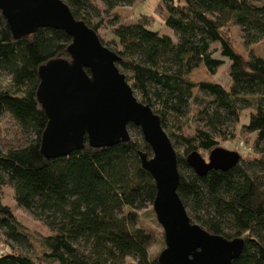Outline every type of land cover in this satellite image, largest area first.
Listing matches in <instances>:
<instances>
[{
	"label": "trees",
	"instance_id": "1",
	"mask_svg": "<svg viewBox=\"0 0 264 264\" xmlns=\"http://www.w3.org/2000/svg\"><path fill=\"white\" fill-rule=\"evenodd\" d=\"M63 1L75 20L118 55L119 71L138 100L160 118L163 129L169 124L174 128L191 113V121L201 124L192 127L187 121L179 135L167 132L174 149H181L176 150L177 193L193 223L212 235L244 241L241 256L232 264H264V57L245 60L229 34L230 27H238L245 48L263 42L264 0H161L159 8L166 12L165 24L175 39L152 31V17L119 24L115 13L110 40L99 35L105 18L138 0ZM70 44L65 32L51 29L15 39L0 11V78L7 79L5 86L0 83V239L7 246L32 247L2 202L1 188L10 186L17 206L51 232L40 241L46 260L158 264V256L149 252L157 234L139 223V212L152 206L156 187L141 165L139 153L151 158L152 152L138 128L129 126L137 137L112 147L92 148L85 137L84 148L66 157L47 159L40 152L47 117L36 99L38 69L54 59L70 60ZM224 61L229 62L227 85L189 79L200 66L215 74ZM245 110L249 113L242 123ZM5 115L21 138L10 147L1 145ZM229 129L235 130L231 138L238 142L239 134L245 136L248 153L227 171L197 175L186 157L192 152L209 157L222 148ZM0 264L36 263L31 255L11 250L0 253Z\"/></svg>",
	"mask_w": 264,
	"mask_h": 264
},
{
	"label": "water",
	"instance_id": "2",
	"mask_svg": "<svg viewBox=\"0 0 264 264\" xmlns=\"http://www.w3.org/2000/svg\"><path fill=\"white\" fill-rule=\"evenodd\" d=\"M0 11L15 39L39 29L63 31L71 38L70 60L54 59L38 69L36 99L47 117L41 154L47 159L66 157L84 148L85 137L96 149L127 143L128 127L138 128L152 152L151 158L142 152L139 157L156 187L152 209L165 243L158 264H232L239 258L242 239L212 235L191 221L177 193L176 150L160 118L136 98L117 67L118 55L101 44L97 33L75 20L63 0H0ZM240 158L237 152L217 148L207 161L192 152L186 163L204 176L214 169L227 171Z\"/></svg>",
	"mask_w": 264,
	"mask_h": 264
},
{
	"label": "rangeland",
	"instance_id": "3",
	"mask_svg": "<svg viewBox=\"0 0 264 264\" xmlns=\"http://www.w3.org/2000/svg\"><path fill=\"white\" fill-rule=\"evenodd\" d=\"M160 4H161V0H138L132 6L117 8L116 10H114L113 14L105 18L104 20L105 24L99 30V35L106 40H110L112 38L109 23L113 19L115 13H117L118 19L116 21L119 24H130L132 22L135 23L141 16L152 17L154 19L153 28H151L152 31L158 32L160 35H168L173 39H175L173 31L169 29L165 24V19L167 14L165 11L159 8ZM96 5L98 8L101 9V4L96 3ZM229 34L233 39L235 51L239 55H241L245 60H248L251 55L256 57H264V41L259 44L245 48L242 44V39L238 27H230ZM217 47H218L217 44L212 45V49H217ZM215 56L220 58L218 53H216ZM228 67H229V62L224 61V64L216 70L215 74L211 75L206 71V69L203 66H200L198 69L194 70L191 73L189 79L194 83L208 82L213 84L219 83L222 85H227L229 81ZM0 83L2 86H5L7 83V79L4 77L0 78ZM134 95L138 99L135 91H134ZM204 99L207 100V98ZM248 113L249 110L242 111L241 113L242 123L246 122ZM191 116L192 113L190 114L189 117L182 119L180 124L175 125L174 128H170V124H169L168 127L164 129V131L166 132V134L168 131H171L176 136L180 134V131H182V129L183 131L184 129L186 130L185 128L186 126L184 125V123H186L187 121H190V123L187 122V124L192 127L201 125L197 123L194 119L191 121ZM229 131H230V135L228 136L226 141L221 142L220 147H222L227 151L237 152L239 155H246L248 153L247 146H249L248 140L245 139L244 135L239 134L238 135L239 142H238V140H236V137L231 138V135L235 133V130L234 133L232 129H229ZM19 135L20 132L14 126V123L12 122L10 117L8 115H5L2 120L1 145L3 147H10L13 145H17V143L21 139ZM129 135L132 138L137 137L134 133L130 131H129ZM175 150L181 151V149L178 146H176ZM200 155H202V157L206 161L208 160V153L203 152L200 153ZM1 197L3 204L11 209L16 220L21 225L22 230L29 235L30 240L32 242V247L29 250H26L11 245L10 243L9 246H7L5 245L3 240L0 239V253H7L11 250H15L23 254L31 255L32 259L35 261L36 264H59L58 262L55 261L46 260L45 258H43L42 255L43 249L40 245V241L43 237L51 235L49 229L45 227V225L42 222L34 219L28 212L17 206L14 200V191L12 187L10 186L2 187ZM139 223L141 226L149 228L157 234V240L155 244H153L149 249L150 255L157 257L160 254V252L165 248V246L162 244L161 241L162 238L161 233H163V230L160 227V225L157 223L155 213L152 211V206L139 212ZM126 264H135V263L132 260L128 259L126 261Z\"/></svg>",
	"mask_w": 264,
	"mask_h": 264
}]
</instances>
